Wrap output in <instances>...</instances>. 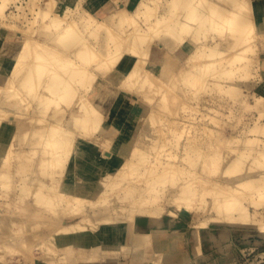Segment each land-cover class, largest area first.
I'll return each instance as SVG.
<instances>
[{
	"label": "bare ground",
	"instance_id": "obj_1",
	"mask_svg": "<svg viewBox=\"0 0 264 264\" xmlns=\"http://www.w3.org/2000/svg\"><path fill=\"white\" fill-rule=\"evenodd\" d=\"M10 1H0L1 20H4V18L9 19V16L6 17V10ZM80 1L66 0L62 10L58 11L56 6L59 0H48L47 6L43 7L38 17L30 22L28 33L27 30L25 32L24 29L18 27L16 23L10 25L13 20L6 23V26L10 25L17 29L18 34L21 35L20 38L23 37L22 32L29 35L26 38L23 37L21 49L29 47L30 57L29 55L26 57L24 53L16 54L11 63L3 64L4 68H8V74L0 73V90L2 86L7 84L9 89L11 88L9 92L3 91L2 95L0 94V128L5 124H9V122H15L14 133L17 137V140L15 139L16 143L11 140L12 142L8 144L3 159L0 156V160H2L0 162V264H10L15 256H20L24 261L27 260L36 264H112L121 258L128 257L132 258L133 261L137 259L142 261L146 256L145 249L150 244L154 246L156 253H161L159 264H189L186 258L181 257L180 250L184 246V242L180 233L182 232L181 227L185 223L183 219L184 210L191 211L192 208L202 213L206 210L209 216L200 219L198 224L193 227L189 238L190 242H198L199 240L202 242L203 237H206L209 240L216 239L215 244H219L217 234L209 236L202 234V226L207 225L211 220L220 224L221 231L225 227L227 228L222 231L221 238L224 241H220L219 251L201 257L205 264L215 263L218 253L220 255H233V252L229 251L233 239V226L254 228V233L264 240V211H258L259 207L264 204V199L252 198L257 193L261 194V198H264V162H261V158H264V148L257 150V147L250 148L248 146V149H246V146H244L245 150L239 151L237 148L239 153H235L234 155H237L226 167L224 166L225 168L220 172L219 178L212 180L220 185L219 192L216 193L218 196L216 195L209 204H206L203 200H200V196L206 191L205 188L195 184L210 182L212 174H217L215 171H208V168L215 163L219 165L220 159H218V149L215 145L216 148L213 146L215 149L213 147L211 149L206 147V149L200 144V148H198L195 140L201 137L198 139L193 137L195 139V143H193L190 135L187 142L184 141L185 139L182 141L175 140V143H171V147L177 149L178 160L175 162L170 160L173 155H158L154 151V154L150 155L149 153L146 154L143 149L138 148L136 144L138 141L150 142L151 139L154 140L153 135L146 132L144 133L146 135H141L142 138H140V135L134 138V135L132 139L127 140L124 144L117 140L116 142H119V144L113 148V142H115L113 134L102 136L103 133H108V128L104 124V107L89 98V94L97 85L98 79L101 77L110 79L112 72L126 54L133 57V64L124 75L126 77L121 80L120 87L129 92H138L144 88L145 90H141L143 93L153 91L157 95L159 92L160 95L162 92L158 91L159 85L156 81V74L162 79H170L173 75L171 76L168 73L170 69L167 67V63L163 71L159 73H156L149 66L148 56L151 48L154 44L162 48L170 45L171 51H175L180 47L181 42H184L182 40L187 38L192 40L191 42L194 44L191 53L185 59L187 64H193V66L187 65L190 66L188 69L192 74L189 76L185 74L188 76L187 78L190 79V76H193L192 81L193 79L204 80L209 72L210 78L212 77L211 80L213 79L214 82L219 80L217 78L222 81L221 77H225V79H228L225 81L222 78L225 84L231 87L237 85L236 89L234 86L231 91L240 94V90L246 83L249 82L248 84H250L256 72L264 77V61L258 57L261 51L264 50V30H260L253 19L252 0H170L169 9L165 7L164 12L156 18V22L146 27L137 26L135 15L129 14L127 9L123 8L118 2L113 3L111 7L115 8L117 12L112 14L108 20L116 30L110 24L105 25L103 39L98 38V29L102 26L99 24L97 17L88 16V13L86 15L84 12L81 17L83 16L82 19L85 20V25H81L77 21L73 19L71 21L70 18L64 16V14L75 15L74 12H77L80 7ZM262 4L264 3L262 2ZM39 5L40 0H32L30 9L38 8ZM138 7L137 15H140L142 9L146 8L144 13L152 16L155 10L152 5H147L144 0H140ZM26 16V11L23 9L15 15V18L25 20ZM27 20H29L28 16ZM37 23L43 29L38 33L39 38H34L33 41L32 31L30 30ZM128 23H134L135 28L129 33V37L121 38L119 33L125 30ZM163 31H166L167 34L162 33ZM5 35L7 37H5L6 42L2 38ZM158 36L161 44L156 42ZM11 37H13L11 34L4 33L0 28V43L13 45ZM127 40L131 41L129 47H125L124 44ZM59 42L66 45L71 43V48L75 45H78V47H73V55L68 56L64 54L62 49L57 48ZM19 51L22 52V50ZM250 52H254L256 56L253 58L248 56ZM227 54L231 57L234 56V58L229 59L226 68H222L223 65H219L218 62L228 56ZM226 59L228 58L226 57ZM196 61L204 63L199 65ZM183 65L176 66L173 73L177 68H182ZM187 66L184 68L186 72H188ZM192 67L196 70L193 71ZM23 70L27 72V75L24 72L22 74ZM139 75H144L142 84ZM91 77L97 80L92 79V81H89ZM14 78H19L18 84L14 83L17 81ZM177 78L176 81L173 80L176 84L179 81V83L182 82L189 87L192 83H190L191 80L186 82L187 80L182 79L183 76L182 78L177 76ZM201 81H198V83ZM214 82H212L213 85ZM198 83L193 81V84H197L199 87ZM148 84H152V86L149 88ZM163 84H166V82L164 81ZM204 85L203 88L202 85L199 87V91L205 88ZM211 85L208 86L212 87ZM222 85L221 83V89L223 88ZM41 86L46 92L43 90V92L39 91L37 94L39 97L38 109L36 108L38 110L36 111L37 115L35 114L37 117L30 118L29 121L17 117L22 114L16 111L21 107V103L15 101L16 99L12 98V94L17 95V100L24 101L26 98L29 99V96L37 89L39 90ZM216 86L218 87V84ZM147 87L148 89H146ZM155 88L158 90L154 91ZM171 89L169 86V90ZM181 89L184 90L185 86ZM192 89L191 91H193ZM69 90L74 92L73 97L75 95L78 97L75 103L76 107L73 109L74 112L70 113V117H66L62 113V110L66 111L64 107H61L57 112L53 110L49 112L51 104L55 106L62 105V100H65L67 106L70 107L73 98L67 100L66 93ZM186 90H188L187 87ZM194 90L197 91L198 89ZM141 91L139 93H142ZM184 92L185 90L182 91V93ZM143 95L146 97V94ZM153 95L155 94L153 93ZM163 96H165L164 93ZM151 97L153 96H149V103L154 102L153 99L156 98L155 96L153 99ZM175 99L177 100L176 97ZM162 100H164L163 97ZM165 101L167 103V99ZM258 104H260L259 101ZM261 104H264V102ZM168 111L171 110L168 109ZM159 112L161 111L159 110ZM261 113L263 114L264 110H261ZM144 116L145 111L139 124L143 121ZM163 117L161 116V118ZM262 117L264 116L262 115ZM148 119L149 121L155 120L153 112L150 113ZM41 122H46V125ZM39 123L41 124L39 125ZM172 124L175 125V122ZM148 125L146 126L148 127ZM154 125H157V123ZM250 130H252L251 132L259 131V134L262 131L264 134V122L255 124ZM196 135L194 134V136ZM211 135H213V132ZM168 136L170 138L171 134H168ZM255 138L257 141V137ZM78 139L89 140L94 146L105 151V154H103L106 156L112 154L109 150L123 148L120 159L110 163L113 168L106 169L102 177L95 182L97 187L94 193L100 196L103 195L104 202H106L110 197L105 199L104 195L109 193L111 195L116 185L124 184V187H122L124 191L120 190L121 192L117 196L120 201L128 202L125 203L126 205L112 206L104 203L103 199L101 200L103 203H101L99 200L96 202L89 200L90 198L88 202H85V197L76 196L78 194L76 192L81 189L85 190L92 185L85 182L72 186L65 182V177H63L65 168L71 164ZM251 139L253 140V138ZM201 140L199 143L202 145ZM252 140H250V144L255 142V139ZM259 140L261 139L259 138ZM152 143L153 141L150 144L152 145ZM247 143L245 144L248 145ZM254 144L256 145V143ZM152 146L151 148H153ZM163 146L167 145H159L156 147L157 149L154 146L155 152H158V149ZM232 151L233 155L234 152ZM252 151H256L255 157L261 156L259 160L256 157L251 161L252 165L259 161L258 164L260 165H257L260 166L261 172L256 175L242 173V170L243 172L246 171V167L242 168L244 166L242 162L246 156H249L248 159L252 156L249 154H253ZM205 153H208V156L206 155L208 158ZM219 157L221 158L222 155ZM10 158L14 160L12 166L4 164L6 161L8 163ZM183 162H186L185 166ZM249 164L251 166L249 167L250 171L254 169V166L258 168L256 165ZM167 165L168 167H166ZM239 166H241L240 169ZM235 168L241 170L242 175H239L237 171L238 176L231 179L229 173H232L233 170V173H235ZM201 170H205L207 175H202ZM135 176H138L137 179L141 180L140 183L136 184L132 180ZM127 179H131L135 184H130L132 181L129 183ZM171 179V182L176 185L183 182V185H180L182 187H179L180 194L177 197L175 196L173 202L169 205L156 204L157 199L163 195L162 193H165L168 189L171 192L172 188L169 187ZM251 184L253 188L250 187ZM240 186H244L242 190L249 187L246 193L250 190L249 193L252 194L251 191L256 190V194H252L254 196L247 195L248 198L253 199L247 202L251 205L254 204L257 208L255 215H252L253 212L251 213L249 204L243 203L245 199L242 198V195L245 198L246 194H242ZM238 192H241V197L237 195ZM2 197H6L7 201ZM228 228L230 231H227ZM243 235L247 238L250 233L245 232ZM125 237L129 241L126 246L122 245ZM199 246L201 245L199 244L196 247L199 248ZM37 251H40V255H37Z\"/></svg>",
	"mask_w": 264,
	"mask_h": 264
},
{
	"label": "rangeland",
	"instance_id": "obj_2",
	"mask_svg": "<svg viewBox=\"0 0 264 264\" xmlns=\"http://www.w3.org/2000/svg\"><path fill=\"white\" fill-rule=\"evenodd\" d=\"M0 1H2V0H0ZM64 1H66V0H59L58 4L56 6V9L58 11L59 10H62ZM103 1H104V3H103L104 8H102V10H100V12H98V13L93 12V9H92V2H96L95 0H81L80 1V7L78 8L77 12L76 11L74 12L75 15L70 16L69 14H66V15L64 14V16L67 17L68 19L70 18L71 21H72V19L75 20V21H77L81 25H83L84 24V21H85V20L82 19L83 16L81 17L82 13L85 12L86 15L88 13V16L97 17L98 20H99V22H100L99 24L102 26V28H99L98 29V33H99L98 38L103 39L102 36L104 35V30H105L104 29V26L105 25H108V24L111 25V23L108 20V18L112 14H114V13L117 12V10L115 8H112L111 7V6H113V3H117L118 2L120 5L123 6V8L125 7V9H127V11H128L129 14L135 15L134 17H135V22L137 23V26L146 27L149 24H154L156 22V18L158 16H160L161 13L164 12L165 7H167L169 9L170 2H171L170 0H144L147 5H149V6L152 5V7L155 9L154 10V13L152 14V16H148L149 14H145L144 13V11L146 10V8L145 9H142L141 8L142 11H141V14L140 15H137L136 14V12L139 11V7L137 6L136 8H133V6H134V3L135 2H140V0H103ZM47 2H48V0H40V5H39L40 7L34 8L32 10V9H30V5L32 3V0H11L10 1L9 7L6 10V17L9 16V19H7V18L6 19L4 18V20L3 19L2 20L0 19L2 21V22L0 21V28L2 29V31L4 33H9V34H11L13 36L11 38L12 41H13L12 42L13 43L12 47L16 51V54L24 53L25 56L28 57V55H29L28 48L29 47L27 46L28 48L21 49V45H22L23 39L26 38L29 35L28 34H25L24 32H22V36L24 38L23 37L20 38L19 36H21V35L18 34L17 29H14L10 25H12V23L13 24L16 23V24H18V27H21L22 29H24L23 31L27 30V33H28L30 22H32L33 20H35L36 17H38V15L40 14V11L42 10V8L47 6ZM128 5H130L131 8H129ZM158 5L160 7H162V8L160 9V7ZM154 6L157 7V8H155ZM158 7H159V9H158ZM19 8H21V9L19 10ZM110 8H112L113 10L110 9ZM23 9L26 11V14H27L29 20H27V16H26V19H25L26 21L25 20H22V19L15 18V15L18 14ZM11 20H13V21H11ZM4 21H6V22H4ZM9 21H11V24L8 25L10 27L6 26L7 25L6 23H10ZM4 23H5V25H4ZM134 23H128V24H126L125 30L124 31H121V33H119L120 36H121V38L122 37L123 38L129 37V35H130L129 33H131V31L135 28ZM41 29H43V27L37 23L36 26H34L33 29L30 30V31H32L31 32V36L33 38V41L36 38L37 39L39 38V34L38 33L41 32ZM114 29L116 30V28H114ZM162 33L167 34L166 31H163ZM159 39L160 38L158 36L156 42H158V43L161 44V41H159ZM188 39L189 38H187L185 40H182L184 42H181V45L184 44ZM130 43H131L130 40H127L126 42H124L125 47H129L130 46ZM7 46H10L11 47V44L7 45V44L0 43V47H2L1 48V51L5 50V48ZM67 47H70V48H67ZM73 47L74 48H77L78 45H75ZM73 47L71 48V43H70V45H68V44L66 45V44H62L61 42H59L57 48L62 49V51L64 52L65 55L67 54L68 56H72L73 55V52H74V50H73L74 48ZM125 47H124V49H125ZM163 48H165L166 50H168V52H170V50H171L170 45H166ZM19 50H22V52H20ZM248 56H250V57L253 58L256 55L254 54V52H250L248 54ZM29 57H30V55H29ZM226 57L228 59H226ZM226 57L222 58L223 60L220 59L221 61H223L222 63H221V61L218 62L219 65L220 64L223 65L222 68H226V66H227L226 63H229V61L232 58H234V56L231 57L230 55H228ZM258 57H260L264 61V50L261 51V54L258 55ZM19 59H20V57H19ZM196 63L200 65V64H203L204 62L203 63L202 62L200 63V61H196ZM181 65H183V67L182 68H177L174 73L173 72H171V73L168 72L169 74H171V76L173 75L170 79H166V78L162 79V78L159 77V75L156 74L155 77H156V81H157V83L159 85V88H158L159 90L157 88H155L154 91L157 89L158 91L162 92V93H160V95H159V92H158V95H157V93H155L153 91L152 92L155 95H153V93L151 91H147L148 93H146V92L143 93L141 90H145L144 88H142L140 90L143 94H146V97H145V95H143L141 93L143 95L142 96L143 99L145 100L147 98V100H145L147 102V105L145 106L146 107L145 116H144L143 121L140 124L137 125V128L131 130V135H133V136L135 135L134 138H136V136H139V135H140V138H142L143 136H141V135H146V134H144L145 132L153 135L154 140L153 139H151V140L153 141L152 145L154 144L155 149H157L156 147H158L159 145H167L168 147L167 146L161 147L160 149H158V152H159L158 153V152H155L154 146H152L150 144L152 141H150V142H139L138 141L136 143L137 146H138V148L143 149L144 151H146V154L149 153L150 155L153 153V151H154V153H157L158 155L159 154H161V155L162 154L163 155H167V154L173 155L175 157H173V156L170 157V160L172 162H175V161L178 160V156H177V152H176L177 149L176 148L174 149L173 147H171V143H175V140H181L182 141V140L185 139L184 141L187 142L188 141L187 139H190V137H191L193 143H195V141H196L195 144L198 146V148H200V146H202L204 148L209 147L208 149H211L215 145L217 148L215 146L214 147L216 149H218V154L220 153L219 155L217 154L218 159H220V161L218 162L219 165L215 163L213 166H211L210 168H208V171H210V172L211 171H215V172H217V174L216 173L214 175L212 174V177L210 178V182L208 181L206 183L204 182L203 184H199V183H196L195 184V185L200 186L201 188H205L206 191L202 193V196H200V200H203L206 204L207 203L209 204L210 201L213 200L214 197H216V195H217L216 193L219 192V189H220V185L217 184L216 182L215 183L213 182L214 179L216 180L217 178H219L220 172L228 165V163H230V161L233 159V157L236 156L239 153L238 151L239 150H245L244 146H246V149H248V146L250 148H252L253 146L255 148L257 147V150L264 148V134H263V132L260 131V134H259V131L251 132L252 130H250L251 128H253L255 126V124H257V123H263L264 122V117H262V115L264 116V113L263 114L261 113V110L262 111L264 110V104H261V103L264 102V99H263L264 98V77L259 72H256L255 73L256 76L254 75L255 77L253 76V78L251 80L252 82L250 81V84H248L249 82L246 83V85L244 84L245 86L240 90L241 93L240 94H235L231 90H232V87H234V86H235L234 88L236 89V86L237 85H233L232 87L231 86H228L227 84H225V81L228 80V79H225V77H221V80L222 81H220V78H217L219 80H217V81L214 82L213 79L211 80L212 77L210 78L211 75L208 72L207 73V76L204 77V80L203 79H199V80L193 79L194 83H198V81L203 80V81H201V82L198 83L199 87H201V85H202V88H203V85L206 83V80L208 78L209 83H208V80H207V83L204 85L205 88L203 90H200L199 91L200 88L197 86V84L196 85L193 84V81L191 79L193 76H190V79L187 78L189 75H192L190 73V71H189L190 69H188V68H190V66L188 67L187 65L193 66V64H191V63L190 64L189 63L187 64V61L185 60V62L184 63H181ZM186 66H187V69H188L189 74L184 69ZM169 69H170V66H169ZM192 70L194 71L196 69H194L192 67ZM192 70H191V72H192ZM23 72H24V70L22 71V74H23ZM260 72H262V70H260ZM24 74L27 75V72L25 71ZM185 74H187L188 76L185 75ZM177 76H179L181 78L183 76L182 79L187 80L186 82H188V81L191 80L190 83L192 82L191 85H193L192 87H194V88L192 89V87H190L191 85L189 86L190 87L189 88L188 85H186V84L184 85L182 82L179 83V81H177L178 84H176V82H174V81H176V79H178ZM125 77L126 76H124V78ZM139 78H140V81H141V84H142L144 82V75H142V76L139 75ZM222 78H224L225 81H223L224 79H222ZM14 79H17V81L14 82V83L15 84H18L19 83V78H14ZM92 79H96V78L91 77V79H89V81H92ZM159 81H161V82H159ZM164 81L166 82V84L168 85V87H167L166 84H163ZM210 81H211V83H210ZM212 82H214L215 84L213 85ZM218 82L220 83V85H219ZM221 83L223 84L222 86H223L224 90H222L223 88L221 89V87H220L221 86ZM180 84L182 85L183 88L185 86V89H184L185 92L184 93H182V91H184V90L181 89L182 87H181ZM209 84L210 85L212 84L211 85L212 87L208 86ZM217 84H218V87L219 88L216 86ZM235 84H238V83H235ZM225 85H227V86H225ZM147 86H149V88H150L152 86V84H150V85L148 84ZM169 86H170V88H172L171 90H169ZM195 86H197V88H195ZM213 86H215V87H213ZM186 87L188 88L189 91H191V89L193 91L189 92L188 90H186ZM227 87H229V88L227 89ZM161 88L163 89L162 91H161ZM212 88H214L216 90H214ZM146 89H148V87ZM194 89H198V90L196 91ZM10 90H11V88L9 89V85L8 84L7 85H4V86H2V89L0 90V92H1L0 94L2 95V92L3 91H5V92L8 91L9 92ZM43 90H44V92H46L45 89L41 86L39 90L37 89L35 92L32 93L31 96H29V99L28 98H26V100L23 99L24 101L17 100V97H16L17 95L12 94L13 93V90H12V93H10V94H12V98L13 99H16L15 101L21 103V107H19L16 111L24 114V115L19 114V116H17V117H20V118H22V120L24 119V120H27V121H29L30 118L37 117L36 116L37 115L36 114V111H38L37 109H38V103H39V97L37 96V94L39 93V91L43 92ZM140 91H138V93ZM194 91H195V93H194ZM229 91L232 92V93H230ZM150 92H151V94H150ZM173 92H176V93H173ZM133 93H135V92H133ZM163 93L165 94V96H163ZM73 94H74V92L71 91V90L67 91V93H66L67 100H70L71 98H73V101H72V104L70 105V107L67 106L68 104L65 102V100H62L63 101L62 102V105L55 106V105L51 104V106H50L51 108H50L49 112L52 111V110L54 112H57V110L59 111V109L61 107H64V109H66V111L62 110V113H64V116L70 117V113L71 112H74L73 109H75V107H76L75 103H76V100L78 99L77 95H75L73 97ZM96 94H97V92H96V89L95 88L89 94V98L92 101H94V102H95ZM175 94H177V95L174 96ZM178 95H179V97H177ZM149 96H153V97H151L152 99L156 97L155 100L153 99L154 102L149 103L150 102L149 101ZM9 97H10V95H9ZM162 97H163L164 100H162ZM164 97H166V98H164ZM175 97L177 98V100L175 99ZM258 98H259V100H258ZM166 99H167V103L165 101ZM175 100H176V102H175ZM257 100L260 102L261 105L260 104H258L259 106L257 105V103H258ZM160 105L161 106L163 105V106L161 107ZM67 107H69V108H67ZM176 107H177L178 110L176 109ZM168 109L171 110V111H168ZM159 110L161 112H159ZM177 111H178V113H177ZM151 112H153L154 117H155V120H150L149 121L148 117H149V115H150ZM170 112H172V113L174 112V113L172 114ZM28 116H30V117H28ZM161 116L162 117L164 116V117L161 118ZM206 118H208V119H206ZM156 120H157V122H156ZM163 120H165L168 124H165L166 122L163 121ZM257 120H259V121L257 122ZM215 121H217V122H215ZM33 122L35 123L36 121H33ZM155 122L157 123V125H154V124H156ZM169 122L171 124L173 122H175V125L174 124L171 125ZM11 123L13 124L15 122H9V124H11ZM41 123H39V125ZM45 123H42V124L44 125ZM148 123H150V125H148ZM37 124H38V122H37ZM146 125H148V127ZM166 125H168L170 127H168ZM30 127H31V125H30ZM152 127L153 128L154 127L156 128V129L154 128V131H153L154 133L152 132V130H153ZM149 128H152V129L148 130ZM167 129H168L169 132L167 131ZM198 129H200V130H198ZM170 130H172V131H170ZM161 132H162V134H161ZM207 132H209V133H207ZM212 132H213V135H211ZM167 133L169 135L171 134L170 138H169V136H168ZM163 134L167 135L168 138L165 137V135H163ZM194 134L195 135L197 134V135L194 136ZM214 134H215V136H214ZM16 135L18 136V134H16ZM189 135H190V137L188 138ZM191 135H193V136H191ZM208 135H209V137H207ZM193 137H195V139H198L199 137H201V138H199L198 140H195ZM205 137H207V138H206V140L203 141V139H205ZM255 137H257V141H256V138ZM251 138H253V140L255 139L254 140L255 141L254 143H256V145L254 143H253L254 145L252 143L250 144V140H252ZM259 138L261 140H259ZM15 139L17 140V137L15 136V133H13L12 141L14 143H16V140ZM209 139H211V140H209ZM212 139L214 140V142H213ZM128 140H130V138H128ZM200 140H201V142H203L202 145H201V143H199ZM208 140L211 141L210 142L211 144L208 143L209 142ZM219 140H221V141H219ZM262 140H263V142H262ZM12 141H10V142H12ZM246 141H248L249 143H247ZM245 143H247L248 145H246ZM118 144H119V142H116V143L113 142V146L112 147L115 148V147L118 146ZM199 144H200V146H199ZM207 144H209V145H207ZM259 144H260V146H259ZM210 145H212V146L210 147ZM151 146L153 148H151ZM197 146H196V148H197ZM234 146H235V148H234ZM214 147H213V149H215ZM232 147H233L234 151H232L233 150V149H231ZM237 148H238V151H237ZM122 149H123L122 147L120 149H118V150L115 149V151H114L115 153L114 154L112 153L113 155L110 154L108 156H106V155H104V156H105L106 159H109L110 160V163H111L112 161H116L117 159H120V157L122 156ZM235 150H236V152H235ZM231 151L234 152L233 155H232ZM252 152H253V154L252 153H249V154L252 155L249 159H248L249 156L248 157L247 156L245 157V159H246L247 162L245 161V159L242 162L244 164V166L241 165L242 168L243 167H246L245 168L246 171L243 172V170H242V173H247V174H250V175H256V174H258V173L261 172V168H259L260 166H258V165H260V164H258L259 161L257 162L256 160L255 161L257 163H255V164L252 165V162L251 161L254 160L257 157V156L256 157L254 156V155H256L255 154L256 151H252ZM103 153L105 154V151H103ZM235 153H237V154L234 155ZM249 154H247V155H249ZM3 155H5V153H3ZM3 155H2V158L1 159H3ZM206 155L208 156V153L207 154L205 153V156ZM221 155H222L223 158L222 157L221 158L219 157ZM194 157H196V156H194ZM260 157L258 156L257 157L258 158L257 160H259ZM1 161L2 160H0V162ZM261 162H264V158L263 157L261 158ZM13 163H14V160L12 158H10V160H8V163L6 161V163H4V164H7V165L9 164V165L12 166ZM183 163H184V166H185V163L186 162H183ZM245 163H247V164H245ZM249 163H251L252 166H254V165L258 166V168L257 167L255 168V166H254L253 167L254 169H252L250 171L249 167H251V166H250ZM261 164H263V163H261ZM186 165L188 166V164H186ZM112 166L113 165H109V166H107L106 169L108 170L110 168H113ZM241 166H239V169H240ZM166 167H168V165ZM68 169H69V166L67 168H65V172H64V176L63 177L66 176V173L68 172ZM239 169H236L235 168V173H237V174L233 173L234 170L232 171V173L234 175L232 173H229L230 176H231L230 177L231 179L233 177L236 178L238 176V172H239V175L241 174L240 173L241 170L239 171ZM158 170H160V168H158ZM129 171H130V169H129ZM201 172H203L202 175H205V176L207 175V172L205 170H201ZM197 175H199V174H197ZM194 176H196V174H194ZM137 177L135 176L136 180H135V178H132V180L135 181L136 184L137 183H140V181H141V180H138ZM127 180H129L128 181L129 183L132 181L131 179H127ZM127 180H126V182H127ZM133 181L130 184H132V183L135 184V182H133ZM171 181H172V179L170 180V186H169L170 188H172L171 192H170V189H168L165 193H162L163 195L157 199L156 204H163V205L164 204H168L169 205L171 202H173V198L175 196L177 197L180 194L179 193V187H182L180 185H183V182H180L178 185H176L175 183H173ZM256 184H254V185L256 186ZM91 185L92 186L86 188L85 190H82L81 189L82 191L79 190L78 192H76V194L78 193L76 196H80L82 198L85 197L84 198L85 202L86 201L88 202V199L90 198L89 200H92V201H95V202L99 200V202L103 203L104 202L103 195H101L102 196L101 197L99 194L96 195L94 193L97 185L96 184L95 185L91 184ZM121 185H116L114 187V191L112 192L113 194L111 193V195H109L110 194L109 193V194H105L104 195L105 196V199L110 197L109 198L110 201L107 200L104 203L109 204V205H112V206L119 205V204L126 205L125 203H128V202L120 201L118 199L119 192L124 191V189L122 188V187H124L123 186L124 184L122 186ZM245 186H248V185H245ZM240 187H241L240 190L244 189V188H242L244 186H240ZM250 187L253 188L252 187V184H251ZM248 188L249 187H247V188H245V190H242L241 191L242 194H246L245 195V198L243 197L244 195H242V198L245 199V201L243 203L244 204H247V205L249 204L247 201H249L251 199V197L254 196L252 194H256V190L254 191L255 192L254 193L253 192L254 189L252 190L251 188L250 189L252 190L251 191L252 194L249 193L250 190L247 191L248 193H246V190ZM175 190H176V192H175ZM241 192H238L239 194L237 193V195L239 197H241V195H240ZM94 194H95V196H94ZM114 194L116 196L118 194V196L116 197ZM248 194H250L251 197L248 198L247 197ZM219 195H221V194L219 193ZM260 195L257 193V195H255L252 198H254V199H257L258 198V200L259 199L260 200L264 199V198H261L262 196L260 197ZM99 196H100V199H99ZM263 197H264V195H263ZM111 198H113V199H111ZM2 199H4V200L7 201V198L6 197H2ZM251 200H253V199H251ZM119 202H121V203H119ZM245 202H247V203H245ZM263 202H264V200H263ZM197 203H198V201H197ZM249 208H250L251 213L253 212L252 215H255V213L257 211L256 206L254 204L253 205L249 204ZM180 209H182V208H180ZM258 211L259 212L264 211V204L259 207V210ZM207 216H209V215L207 214V211L206 210L203 213L202 212H199V211H195L193 208L191 209V211L184 210V217H183V219L185 220V223L183 224V227H181V231L182 232L180 233L181 238H182V240L184 242V246H182V249L180 250V253H182L181 257H184V258H186L188 260V263L189 264L194 263V262H195L194 264H205L202 261L201 257L206 256L207 254H209L211 252H214V251L217 252L218 248L221 245V242L220 241L221 240L224 241L221 238V235H222V231H225V228L226 227L221 231L220 224H218L216 222H213L211 220V222H209L207 225L202 226L201 231H202V234L205 235V236L206 235L209 236L211 234L212 235L217 234L218 235V238L217 239H219V244H215L216 239L209 240L206 237H203L202 242L200 240L198 242H196V241L190 242L189 238H190L191 232L193 230V227H195L198 224V221L200 219H204V217H207ZM233 228H234V230H233V235H232L233 236L232 245H231L230 250H229V251L233 252V255H231V256L230 255H222V254L220 255V253H218L217 254V261H215V263L214 262H209L208 264H217V263L218 264H264V240L262 238H260L256 233H254L255 229L254 228H246V227L245 228L244 227H238V226H233ZM227 231H230V229L228 228ZM245 232L250 233V235L247 238L243 235V233H245ZM128 242H129L128 241V238L125 237L124 240L122 241V245L126 246V245H128ZM199 244L201 246H199V248L196 247ZM200 248H201V250H200ZM145 250H146V256H145L144 260H142V261L139 260V259H137L136 261H133L132 258L128 257V258H121L119 261L114 262L112 264H159L161 262V261H159L160 260L159 257L161 256V253H156L155 252V248H154V246L152 244H150ZM198 251L199 252L201 251L200 252L201 254ZM39 253H40V251H37V255H40ZM19 257L20 256H15V258H14L15 260L13 259V262L11 260V263L10 264H12V263L13 264L14 263H17V264H36L34 262H31L30 263L27 260L24 261L23 259H21V257L19 259ZM9 259H12V258H9ZM79 264H84V263H79Z\"/></svg>",
	"mask_w": 264,
	"mask_h": 264
},
{
	"label": "crops",
	"instance_id": "obj_3",
	"mask_svg": "<svg viewBox=\"0 0 264 264\" xmlns=\"http://www.w3.org/2000/svg\"><path fill=\"white\" fill-rule=\"evenodd\" d=\"M262 2L264 3V0H252L254 10L253 19L260 30H264V4H262ZM103 3V0L92 2L93 12H100V10L104 8ZM138 3L139 2H135L133 8H136ZM128 6L131 8L130 5ZM5 37L6 36H3L2 38L5 39L6 42L7 37ZM191 41L192 40H188L177 48V50H170V52L165 48L154 44L148 56L149 66L152 67L156 73H159L160 71H163V68L167 63V67L170 66V71L168 70V72H173L175 67L184 63L186 57L191 53L194 45ZM15 56L16 51L12 45L11 47L7 46L5 50L0 52V73L8 74V68H4L3 64L11 63ZM132 64L133 57L126 54L124 59L120 61L117 68L112 72L111 78L107 79L101 77L98 79L96 83L97 85L95 86L97 92L95 102L102 104L104 107V124L108 128L109 133H103L102 136L110 135L111 133L113 134L112 136L115 137V142L118 140L120 143L122 142V144H124L128 138L131 139L133 137V135H131V130L137 128V125L142 120L146 108L145 106L147 105V102L143 99L141 93L129 92L120 87L121 80ZM15 127L16 124L11 123L5 124L0 128L1 156L13 138ZM109 151L113 154L115 153V149ZM109 165L110 160L105 158L103 150L94 146L89 140L78 139L76 141L74 156L65 176V182L72 186L74 184L85 182L95 185V182L102 177V174Z\"/></svg>",
	"mask_w": 264,
	"mask_h": 264
}]
</instances>
